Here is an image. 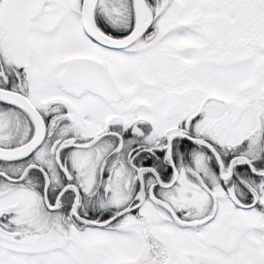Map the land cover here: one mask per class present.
Returning a JSON list of instances; mask_svg holds the SVG:
<instances>
[{
	"label": "snow or ice",
	"instance_id": "snow-or-ice-1",
	"mask_svg": "<svg viewBox=\"0 0 264 264\" xmlns=\"http://www.w3.org/2000/svg\"><path fill=\"white\" fill-rule=\"evenodd\" d=\"M0 264H264V0H0Z\"/></svg>",
	"mask_w": 264,
	"mask_h": 264
}]
</instances>
